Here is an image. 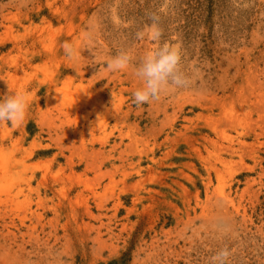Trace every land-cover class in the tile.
<instances>
[{
	"label": "rangeland",
	"instance_id": "1",
	"mask_svg": "<svg viewBox=\"0 0 264 264\" xmlns=\"http://www.w3.org/2000/svg\"><path fill=\"white\" fill-rule=\"evenodd\" d=\"M151 15L187 79L138 106L105 62L152 46ZM64 41L85 48L75 65ZM12 91L32 102L0 123V264H210L225 247L264 264V0H0Z\"/></svg>",
	"mask_w": 264,
	"mask_h": 264
},
{
	"label": "clouds",
	"instance_id": "2",
	"mask_svg": "<svg viewBox=\"0 0 264 264\" xmlns=\"http://www.w3.org/2000/svg\"><path fill=\"white\" fill-rule=\"evenodd\" d=\"M150 20L136 33V37L148 41L151 47L146 48L139 57L133 49L121 50L105 62L108 72L130 73L138 82L132 93L133 102L138 106L157 100L168 90L182 87L187 79L181 67L180 45L161 42L163 30L159 16L151 15ZM84 38L90 39V33H85ZM61 47L65 58L73 65L83 57L81 52L85 48L78 47L72 41H64ZM31 102V97L24 91H12L0 96V123L22 124ZM230 255L228 248H221L210 258V264H228Z\"/></svg>",
	"mask_w": 264,
	"mask_h": 264
}]
</instances>
